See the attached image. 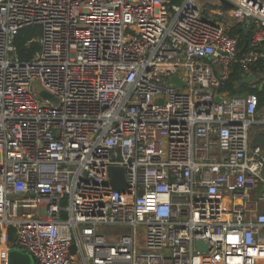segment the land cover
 I'll list each match as a JSON object with an SVG mask.
<instances>
[{"label": "built area", "instance_id": "built-area-1", "mask_svg": "<svg viewBox=\"0 0 264 264\" xmlns=\"http://www.w3.org/2000/svg\"><path fill=\"white\" fill-rule=\"evenodd\" d=\"M216 1L0 0V264L10 238L33 264H264L258 97L218 92L239 42L223 19L253 25L246 78L264 0ZM35 26L22 61L15 36Z\"/></svg>", "mask_w": 264, "mask_h": 264}, {"label": "trees", "instance_id": "trees-1", "mask_svg": "<svg viewBox=\"0 0 264 264\" xmlns=\"http://www.w3.org/2000/svg\"><path fill=\"white\" fill-rule=\"evenodd\" d=\"M246 27L247 34H244V28ZM253 29L252 24L246 23H235L233 26L227 29L228 35L231 37H237L238 42V53L235 61L232 63V72L228 79L222 83L219 87L218 92L225 93L229 97L240 96L245 94H255L258 97V107L264 105V84L261 90L253 88L251 84L244 82L242 71L239 66V60L246 53L248 47H244V39H250L251 30ZM41 35V28L26 27L17 32L14 39V46L16 55L22 61H29L33 58L35 53L39 50V45L35 40ZM251 72L256 75L257 73H264V62L258 61L251 65ZM11 234V232H10ZM12 236V234H11ZM9 243L12 247H15L13 238H10ZM74 248V247H73ZM72 249V248H71ZM74 252V250H71Z\"/></svg>", "mask_w": 264, "mask_h": 264}, {"label": "water", "instance_id": "water-1", "mask_svg": "<svg viewBox=\"0 0 264 264\" xmlns=\"http://www.w3.org/2000/svg\"><path fill=\"white\" fill-rule=\"evenodd\" d=\"M220 5L226 9L231 8L232 6L226 2L225 0H219ZM246 24H249V20L246 21ZM244 34H247L246 27L244 28ZM248 42V39H244V47H246ZM255 80V75L252 74L246 78H244V82L247 84H250L254 82ZM171 83L174 85H182V82L178 80L177 77H172L170 79ZM262 86L258 87V90L261 89ZM35 94L42 100H47L50 101L53 105H56L58 100L53 97L51 94L48 92L44 91L39 84H35L33 88ZM219 97H215V100L218 102ZM253 144H256L260 146L262 151L264 152V131L262 130H257L252 138ZM109 175H110V184L113 187L114 190L118 192H122L124 190V171L123 168L121 167H110L109 168ZM196 246L198 248V251H203L206 249V246L202 242H196ZM34 260L33 257L25 252L21 248L14 247L10 249L7 252L6 255V264H33Z\"/></svg>", "mask_w": 264, "mask_h": 264}, {"label": "crops", "instance_id": "crops-1", "mask_svg": "<svg viewBox=\"0 0 264 264\" xmlns=\"http://www.w3.org/2000/svg\"><path fill=\"white\" fill-rule=\"evenodd\" d=\"M199 6L203 9V13L206 14V12L210 9H215L218 8V3L215 1L214 3L208 1V0H196ZM228 20L231 19H223V21L226 24V28H230L233 26L235 23H238L236 21L231 20V23H228ZM256 83V82H254ZM251 86L254 88V85L251 84ZM259 87V84H258ZM262 88V87H261ZM261 90V89H260ZM257 125V126H256ZM256 130H263L264 129V105L258 107L257 113H256Z\"/></svg>", "mask_w": 264, "mask_h": 264}, {"label": "rangeland", "instance_id": "rangeland-1", "mask_svg": "<svg viewBox=\"0 0 264 264\" xmlns=\"http://www.w3.org/2000/svg\"><path fill=\"white\" fill-rule=\"evenodd\" d=\"M208 1L214 3L216 0H208ZM231 22H232L231 20H228V23H231ZM254 82L259 83V84L260 83H263L264 84V73L263 74L257 73L255 75ZM250 129L251 130H256L257 128H256L255 125H252L250 127ZM121 231H122V229L120 227H113V229L112 228H105V229L102 230V232L107 233V234L110 233V232L113 233V232H121ZM73 247H74V245L72 246V249L75 250V248H73ZM76 264H83V262H82V260H81V258L79 256V254H77V253H76ZM87 264H90V263H87Z\"/></svg>", "mask_w": 264, "mask_h": 264}]
</instances>
